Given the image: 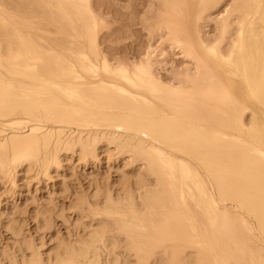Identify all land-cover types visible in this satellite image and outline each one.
<instances>
[{"label": "bare ground", "instance_id": "obj_1", "mask_svg": "<svg viewBox=\"0 0 264 264\" xmlns=\"http://www.w3.org/2000/svg\"><path fill=\"white\" fill-rule=\"evenodd\" d=\"M159 1L165 42L193 65L166 82L152 51L106 56L90 0H0V186H65L73 159L116 174L73 193L72 232L46 248L12 211L2 228L20 242L0 264H116L118 246L132 264H264V0ZM49 207L32 211L44 231Z\"/></svg>", "mask_w": 264, "mask_h": 264}, {"label": "rangeland", "instance_id": "obj_2", "mask_svg": "<svg viewBox=\"0 0 264 264\" xmlns=\"http://www.w3.org/2000/svg\"><path fill=\"white\" fill-rule=\"evenodd\" d=\"M90 1H91L90 4L92 7V10H94L96 15L102 19L101 25L98 29V42H99L100 48L103 49V51L105 52L108 58H112V61L113 59L114 60L117 59V61L123 60V62H128V64H130L129 63L130 60L133 61V59L134 60L137 59L138 61L139 57L143 58L144 54H145L144 56L146 57L147 53L152 51L153 53H155L156 56L158 55L157 57L156 56L154 57L153 56L154 54L152 55L153 62L154 61L156 62V63L154 62L155 65L153 63L154 74L156 73L162 81H165V80L169 81L170 79L173 80V78L175 77V74L177 73V70H181L183 72L185 69L189 68L188 65L190 66L192 61H190L185 56H183L178 48H172L169 46L168 43L165 42L166 30L164 33L162 32L161 29L163 25L159 22L162 19V15L160 11L161 1L159 0H90ZM224 3L222 2L223 5ZM222 4H220L221 6L217 7V11L216 9L212 11L214 18H217L220 16V12L224 8ZM158 7H160V10H158L159 9ZM216 12L218 13L219 16L217 15ZM211 17H212V13H211L210 18ZM205 23L206 25H204V22H202V25L204 26H202L203 30L201 31H204L205 33V34L203 33L204 35L210 36L213 34L215 30L214 29L215 26L213 25L214 22L210 21L209 23L208 22H205ZM163 30H164V27H163ZM163 34H165V36ZM163 36H164V39H163ZM161 38L163 40H161ZM165 43L166 45H163ZM152 49H154V51ZM174 71H176V73H174ZM182 72L178 71V73H182ZM79 162L73 159L71 162H68V164L67 162L63 164L65 168L64 170H61L62 171L61 176L63 175L62 176V179L64 180L63 183L66 184L65 186L67 189H65L64 184L59 185L57 183L59 180H61V177L53 178L52 180L47 181L48 185L45 187V183L43 181H39L37 184L35 183L34 180L29 181L32 179V178L30 179L28 178L30 174L29 175L25 174V176L24 174L21 175L22 177H20V180L17 182V188L14 189V194L13 193L11 194V191L7 190L5 185H4V189H3V185L0 186V221H2L0 223L1 224L0 225V251L11 249L10 246L12 245L11 243L13 242L12 239L17 238L16 237L17 235H12L11 232H9L7 229H6V232L3 229L4 228L3 223L5 222V225H6V221L11 219V217L12 218L15 217V216H11L13 214L16 215V217L14 218L15 222L16 221L18 222V220L19 221L21 220L20 221L21 223L23 222V226L19 224V222L16 223V225H19V226L21 225V228L19 227L20 228L19 232H21V229H23L22 231L24 232V233L21 232L23 235L22 234L20 235L19 233V236H21L19 238L23 239V238H26L28 235H31V236H28L29 238L32 237L29 239L31 241L32 239L35 240V237H40V238L42 237V239L44 238L42 242H40L39 238H38L39 240L36 239L35 241L39 242L38 245H41V243H44L43 244L44 248H46L47 241H48L47 243L49 244L50 242L54 241L56 237L57 238H59L60 236L64 237L67 232L66 229L68 227H70L68 230L72 232V230L70 229H72L73 227L72 225H74L75 215L71 211L72 210L71 208H67V209H70L69 211L66 210L65 207L69 206V205L66 206V203L70 204L72 197L76 194V191L77 193L85 192L87 190V187H89L87 185H91V184L95 185L94 183H92L94 181H97L98 184H100L103 181L107 182L108 180H109L108 182H111L112 181L111 179L112 178L114 179L113 174H115L113 173L114 170H111V168L107 169V166H106L107 164L104 162V160H102L98 165H95V166L93 164L90 165V163L83 165L82 162L80 163ZM129 169L130 168L127 167L124 170L129 171ZM26 176H27L26 178L27 180L25 179ZM51 184L53 185L51 186ZM104 185L107 186L109 184L107 185L104 184ZM63 186H64L63 190L65 189L66 191H62ZM92 189L93 187L91 185L90 189H88L87 191L91 190L92 192ZM101 189L103 190V188ZM87 191L86 193H88ZM47 192L50 193L49 198L52 195V199L51 198L48 199L47 194L49 193ZM74 192L75 194H73ZM70 196H71V199H70ZM99 198H98V201L96 202L98 204L100 201L103 200L102 198L101 200H99ZM44 199L46 200L45 204H44ZM47 199L49 200L48 202H50V200L51 201L53 200L52 203L50 204L56 208L55 210L56 213H61V214L59 215L60 217L59 216L57 218L56 216L54 217L55 226L52 225V227L49 230H46L45 228L46 231H44L42 230L44 229L43 225H41L43 227H39L40 229L37 227L38 224L34 221L36 220V218L33 217L34 216L33 214L36 211V208L37 210H42L43 209L42 207L44 208L49 207V204L47 206H44L46 205ZM56 203L58 205H56ZM101 203L102 202H100V204ZM12 204H13L14 210L10 208ZM39 204H40V209L38 208ZM62 204H63V207H62ZM63 208L65 209L66 213L64 212V210H62ZM60 209H61V212H60ZM62 211L64 212L63 215H62ZM16 212L19 214L20 217L16 214ZM67 212H69L68 213L69 215L67 214ZM64 214H65V217H64ZM62 216L64 219H62ZM66 216L67 218L68 216L70 218L67 219ZM16 218H20V219L17 220ZM64 230L66 231L64 232ZM57 232H59V234L61 235L58 234V236H56ZM33 236L35 237L33 238ZM54 237L55 239H53ZM19 238H17L18 239L17 242H20ZM7 239H10V240L7 241ZM26 240H28V238ZM15 241L16 240H14V242ZM8 242L11 245L8 244ZM17 242H15V244ZM5 243H7L8 245H6ZM3 246L6 248L7 246L9 247L7 249H4ZM122 247L123 245L121 244L120 248ZM116 251L119 252V253L115 252L117 253L116 257L118 258L117 256L118 254L120 256V260L117 261L118 263L116 262V264H132L133 263V258H131V256H129L127 253H124V250H122V252L124 253L122 254L121 249L119 250V246H118V250ZM188 252L189 251H187L186 254H188ZM161 254L162 253H160L159 255ZM152 263L154 264V262Z\"/></svg>", "mask_w": 264, "mask_h": 264}]
</instances>
